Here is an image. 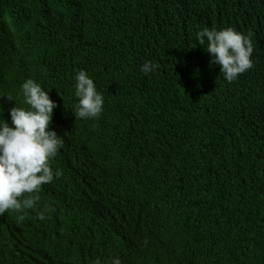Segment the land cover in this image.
I'll return each mask as SVG.
<instances>
[{
    "label": "trees",
    "instance_id": "trees-1",
    "mask_svg": "<svg viewBox=\"0 0 264 264\" xmlns=\"http://www.w3.org/2000/svg\"><path fill=\"white\" fill-rule=\"evenodd\" d=\"M212 26L252 44L231 82L196 40ZM79 70L99 117L74 115ZM28 78L57 102L62 175L0 216V264H264V0H0L9 123Z\"/></svg>",
    "mask_w": 264,
    "mask_h": 264
},
{
    "label": "clouds",
    "instance_id": "clouds-1",
    "mask_svg": "<svg viewBox=\"0 0 264 264\" xmlns=\"http://www.w3.org/2000/svg\"><path fill=\"white\" fill-rule=\"evenodd\" d=\"M196 40L210 55V63L219 65L229 82L253 66L249 37L231 27H203L197 31ZM157 68L158 65L149 60L141 71L147 74ZM74 79V95L78 98L75 117H99L104 108V96L94 80L85 70H79ZM21 93L27 107L18 106L16 100L7 95L9 100L15 101L9 110L11 123L0 115V216L10 209L23 212L33 208L38 199L35 194L41 186L62 175L50 164L62 144L60 135L50 127L57 102L31 78L22 83ZM38 215L40 219L45 218L43 211ZM112 264H122V261L115 257Z\"/></svg>",
    "mask_w": 264,
    "mask_h": 264
}]
</instances>
